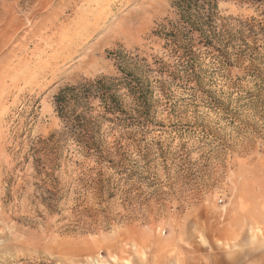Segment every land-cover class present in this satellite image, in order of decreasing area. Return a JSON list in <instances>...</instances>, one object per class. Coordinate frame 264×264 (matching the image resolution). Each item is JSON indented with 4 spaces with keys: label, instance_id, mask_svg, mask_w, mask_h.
Returning a JSON list of instances; mask_svg holds the SVG:
<instances>
[{
    "label": "rangeland",
    "instance_id": "374dc122",
    "mask_svg": "<svg viewBox=\"0 0 264 264\" xmlns=\"http://www.w3.org/2000/svg\"><path fill=\"white\" fill-rule=\"evenodd\" d=\"M182 3L0 0V264H264V0Z\"/></svg>",
    "mask_w": 264,
    "mask_h": 264
},
{
    "label": "trees",
    "instance_id": "16d2710c",
    "mask_svg": "<svg viewBox=\"0 0 264 264\" xmlns=\"http://www.w3.org/2000/svg\"><path fill=\"white\" fill-rule=\"evenodd\" d=\"M185 5V9H189L188 12H185L184 14H188L190 15V17H194L195 19L199 20V15L197 13H194V15H192V8L193 7H198L200 6V3H198V0H196L195 3L192 2V0H183L182 6ZM195 11V10H193ZM196 14V15H195ZM192 15V16H191ZM100 81H97L95 84H100ZM88 85H84L81 87H73V88H67L66 89V93L64 94H60L56 97V103L58 104V106L60 107V109L64 108V104L63 102L66 101L67 99L69 100V97H73V98H77V99H81V98H88L89 95H92L93 91L91 88L92 87H86ZM66 94V95H65ZM58 100V101H57ZM62 100V102H61ZM62 103V104H61Z\"/></svg>",
    "mask_w": 264,
    "mask_h": 264
}]
</instances>
